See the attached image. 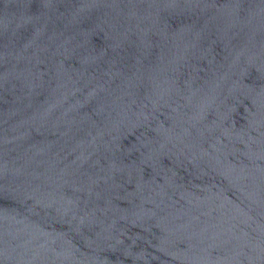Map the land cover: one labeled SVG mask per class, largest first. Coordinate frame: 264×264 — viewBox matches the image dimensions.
Masks as SVG:
<instances>
[{"label":"water","instance_id":"95a60500","mask_svg":"<svg viewBox=\"0 0 264 264\" xmlns=\"http://www.w3.org/2000/svg\"><path fill=\"white\" fill-rule=\"evenodd\" d=\"M0 264H264V0H0Z\"/></svg>","mask_w":264,"mask_h":264}]
</instances>
